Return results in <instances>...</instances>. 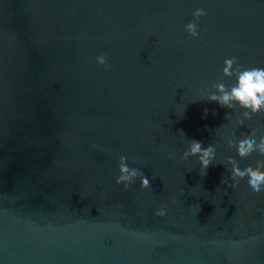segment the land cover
I'll return each instance as SVG.
<instances>
[{
    "label": "water",
    "instance_id": "obj_1",
    "mask_svg": "<svg viewBox=\"0 0 264 264\" xmlns=\"http://www.w3.org/2000/svg\"><path fill=\"white\" fill-rule=\"evenodd\" d=\"M233 56L264 68V0H0V264H264V191L227 162L264 160L228 146L264 113L207 100Z\"/></svg>",
    "mask_w": 264,
    "mask_h": 264
},
{
    "label": "clouds",
    "instance_id": "obj_2",
    "mask_svg": "<svg viewBox=\"0 0 264 264\" xmlns=\"http://www.w3.org/2000/svg\"><path fill=\"white\" fill-rule=\"evenodd\" d=\"M206 15V11L202 8L196 9L193 12L194 20L185 25V30L191 37H198V24L201 17ZM106 57L104 55L97 57L99 65H106ZM234 65L236 66L234 68ZM222 77H235V83L229 88L223 82H217L213 85L215 92L207 95V100L217 103L221 108L227 109H242L244 110L243 120H237V124H243L244 120L251 119L253 115L264 113V68L251 67L244 68L237 57L226 58L224 60V67L222 69ZM205 90L201 89L203 93ZM207 112V110H206ZM228 119L229 116H226ZM228 146L235 147L237 155L241 159L250 157L254 152L260 156H264V135L257 137L256 130H253L245 138L239 140H228ZM215 147L209 144L207 147L203 146L202 141L190 140L187 150L184 151L181 159L188 160L190 157H197L203 174L206 175V170L212 161L215 159ZM172 154H169V159ZM128 157L121 155L119 158V173L116 178L117 184H123L125 190L129 185L135 181L137 177L140 178V188L148 189L151 187L149 179L140 170L130 168L127 164ZM231 167L230 179L233 181L228 187L236 188L239 180L248 178V185L255 193L264 191V160H257L256 167L251 164L246 166L243 170L238 166V162L229 157L227 159ZM221 183H226L224 179ZM157 216L166 215V209L161 206L157 209Z\"/></svg>",
    "mask_w": 264,
    "mask_h": 264
}]
</instances>
